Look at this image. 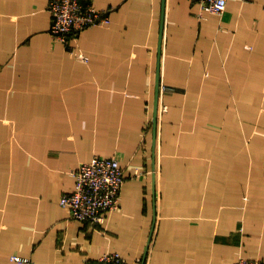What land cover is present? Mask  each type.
Returning a JSON list of instances; mask_svg holds the SVG:
<instances>
[{"label": "crops", "instance_id": "obj_1", "mask_svg": "<svg viewBox=\"0 0 264 264\" xmlns=\"http://www.w3.org/2000/svg\"><path fill=\"white\" fill-rule=\"evenodd\" d=\"M49 1L0 0V264L264 261V0H92L75 52ZM97 155L127 175L102 224L60 204Z\"/></svg>", "mask_w": 264, "mask_h": 264}, {"label": "built area", "instance_id": "obj_2", "mask_svg": "<svg viewBox=\"0 0 264 264\" xmlns=\"http://www.w3.org/2000/svg\"><path fill=\"white\" fill-rule=\"evenodd\" d=\"M196 1L202 10L215 14L224 12L229 2V0ZM49 9L52 17L50 33L55 40L67 47L71 42L70 38L74 39L72 42L75 44L84 29L108 25L111 22V9L98 8L92 0H50ZM1 69L0 65V72ZM72 174L75 178V187L62 195L60 204L68 209L73 219L104 223L106 215L120 206L121 189L126 180L125 168L117 157L97 155L90 161L80 163ZM14 259L23 264H36L30 257L15 256ZM87 264L151 263L148 257L138 263L128 261L118 252H108L97 261L88 260ZM234 264H264V261L242 258Z\"/></svg>", "mask_w": 264, "mask_h": 264}, {"label": "rangeland", "instance_id": "obj_3", "mask_svg": "<svg viewBox=\"0 0 264 264\" xmlns=\"http://www.w3.org/2000/svg\"><path fill=\"white\" fill-rule=\"evenodd\" d=\"M49 7H50V1H49V5H48V9H49ZM50 10V9H49ZM51 14V13H50ZM80 37V36H79ZM79 37H78V39H79ZM71 39V42L68 44V47L67 48H69L70 50H71V52H75V51H77V48L75 47V45L76 44H74L72 41H74V39L73 38H70ZM77 39V40H78ZM70 45V46H69ZM80 56H83V55H80ZM84 57V56H83ZM163 90H167V87H165L164 86V89ZM168 109V105L167 104H165V103H163L162 105H159L158 107H157V110H156V114H157V122H158V119H159V114H160V112L162 113V112H164V111H166ZM159 112V113H158ZM154 119H155V115H151V116H149V118H148V127H150V126H152V124H153V127H154ZM74 170V169H73ZM72 170V171H73ZM126 170V169H125ZM126 178H127V175H126Z\"/></svg>", "mask_w": 264, "mask_h": 264}, {"label": "water", "instance_id": "obj_4", "mask_svg": "<svg viewBox=\"0 0 264 264\" xmlns=\"http://www.w3.org/2000/svg\"><path fill=\"white\" fill-rule=\"evenodd\" d=\"M158 86H159V82H158ZM155 119H154V127H155V130H156V127H157V114L155 112Z\"/></svg>", "mask_w": 264, "mask_h": 264}]
</instances>
